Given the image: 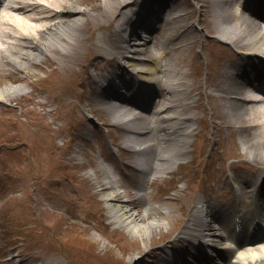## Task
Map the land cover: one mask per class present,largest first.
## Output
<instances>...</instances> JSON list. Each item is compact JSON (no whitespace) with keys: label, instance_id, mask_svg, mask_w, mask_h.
Wrapping results in <instances>:
<instances>
[{"label":"rangeland","instance_id":"374dc122","mask_svg":"<svg viewBox=\"0 0 264 264\" xmlns=\"http://www.w3.org/2000/svg\"><path fill=\"white\" fill-rule=\"evenodd\" d=\"M83 1L79 7L93 13L84 29L91 54L83 49L81 54L86 58L79 57L78 52L74 58L63 59L61 65L68 64L66 68L75 75L70 76L64 93L53 94L39 85L36 78L45 72L38 69L33 68L30 75L12 66H7V71L0 69V75L4 72L0 89L13 85L24 90L22 95L0 102V264H76L73 247L82 256L91 255L89 261L85 260L89 264H116L122 256L121 264H158L160 248L178 237L197 201L203 198L215 206L236 205L234 190L229 187L232 176L244 178L253 165H258L241 146L239 136L230 140L226 128L220 132L222 139L214 130L206 133L208 142L200 146L204 127L197 123L186 160L172 172L152 176L146 198H139L135 192L145 177L132 167L136 155L125 144V126L112 124L111 112L95 107L98 92L94 77H101L108 69L121 73L117 66L121 54H111L99 42L101 36L106 37V44L118 42V23L110 25L118 16L93 9L96 2L103 8L105 0ZM113 2L118 0L109 1L110 7H114ZM174 4L177 10L172 17L189 13L200 22L199 33L189 31L194 33L191 37L197 34L192 62L204 83L217 58L233 62L237 55L226 47L223 57L211 59L213 53L207 43L218 40L207 35L217 23L214 0H177ZM94 14L105 25H95ZM151 32L154 37L149 47L156 60L162 31ZM101 49L106 58L94 54ZM49 56L57 58L55 53ZM43 59L40 63L45 66ZM13 76L16 81H12ZM34 84L40 90L32 95ZM202 103L205 123L211 124L213 118L205 98ZM102 162L117 175L122 192L119 202L136 209L138 218L145 215L161 223L148 236H133L128 228L116 227L111 221L103 196L111 189ZM62 243L67 246L68 257L55 252ZM77 264L85 263L79 260Z\"/></svg>","mask_w":264,"mask_h":264},{"label":"bare ground","instance_id":"6f19581e","mask_svg":"<svg viewBox=\"0 0 264 264\" xmlns=\"http://www.w3.org/2000/svg\"><path fill=\"white\" fill-rule=\"evenodd\" d=\"M109 1L111 0H105L103 8L94 2L93 9L100 8L105 14L113 13L118 16L116 20L113 18L110 21V25L118 20L116 30L119 40L106 44V37H101L99 42L106 45L113 55H119L122 51L126 53L127 60H123L126 78L130 77L132 83L110 75L95 78L94 81L101 96L109 95L110 100L106 103L108 108L125 121L127 145L136 154L135 161L140 173L147 178L164 175L172 172L182 160H186L185 155L196 136L197 123L204 127L200 146L208 142L205 134L211 130L215 131L216 137L222 139V125L228 123L230 133L240 137L241 146L249 157L264 162V98L259 97L262 91L264 95V0H217L218 22L213 31L218 34V38L240 51L242 61L236 67L220 62L213 73L208 74L204 83H201V73L192 62L195 42L186 41L189 39L186 35L188 29H197L194 15L182 14L167 18V10L171 12L175 9H168L169 5L166 4L174 0H118L113 2L114 7L109 6ZM84 3L83 0H7L0 9V69L7 71L6 67L12 66L28 72V75L33 68L38 69L45 72L43 77L36 78L39 85L53 94L64 93L70 76L75 75L66 68L68 64L61 65L63 59L74 58L83 49L91 54L90 47L85 44L84 29L89 26L90 14L92 16L93 13L79 7V4ZM235 3L240 6L239 10L234 9ZM124 5H132V12L123 13L121 8ZM163 8H167L164 13ZM93 9L91 10L94 11ZM92 21L95 25H105L96 16ZM153 28L163 33L158 45L160 54L156 60L157 55L152 57L149 47L153 41L149 35ZM132 36L134 42L129 39ZM179 39L182 42L174 44ZM211 46L213 49L217 47L216 40L211 41ZM49 53H55L58 59L51 58ZM178 53L182 56L178 57ZM94 54L99 58H106L103 49L96 50ZM79 57L86 58L84 53ZM42 59L45 66L40 63ZM184 68H188V71L183 73ZM16 80L13 76L12 81ZM145 83L157 87L153 91L157 89L161 96L160 99L154 96L156 109L150 108L149 112L145 109H148L152 101L150 96L153 94L138 89L141 88L140 84ZM253 85L258 88H253ZM116 87L121 88L122 93L114 92ZM126 89L129 96L126 95ZM38 90L40 87L34 84L31 94H36ZM23 93L21 87L6 86L0 89V102ZM203 98L207 101L213 118V122L208 125L205 123ZM121 107L130 110L131 115L147 114L143 115L146 119L137 118L144 120L142 126L136 127V119H129L123 114ZM36 134L38 137L37 131ZM145 151L155 152L154 156L151 154L153 159H146V163L141 159ZM101 164L108 174L107 185L111 189L103 195L111 221L118 225L116 227L128 228L133 236H148L161 223L155 219H147L145 215L140 219L137 216L139 213L130 204L119 202L122 192L117 185L116 174L106 164ZM259 172L260 169H257V175L251 177L254 182L232 178L237 190L243 191L257 204L248 209H243L242 204L234 207V211L232 208L226 209L227 221L209 202H199L202 203V210H205L204 214L202 217L191 216L182 230L184 235H193L188 249L190 256L201 245V238L212 241L206 245L210 257L198 260V264H264V243L251 237L253 227H263L257 222L258 212H262L264 208V176L261 177ZM141 184L136 194L145 199L149 183ZM125 195L130 197L129 194ZM194 210L197 212L199 206L196 209L194 207ZM147 211L149 210L146 209L145 213ZM225 223H229V226ZM65 249L67 250V246L62 243L55 252L59 256L68 257ZM73 252V262L77 264L80 260L81 263L89 264L85 260L89 261L91 255L82 256L79 254L81 251L75 247ZM170 258L169 264H179L186 260L183 256L172 255ZM123 259L124 256L116 264L123 263Z\"/></svg>","mask_w":264,"mask_h":264}]
</instances>
